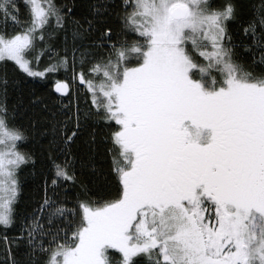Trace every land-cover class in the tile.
I'll return each mask as SVG.
<instances>
[{"label":"snow or ice","instance_id":"6c2138e0","mask_svg":"<svg viewBox=\"0 0 264 264\" xmlns=\"http://www.w3.org/2000/svg\"><path fill=\"white\" fill-rule=\"evenodd\" d=\"M0 254L264 264V0H0Z\"/></svg>","mask_w":264,"mask_h":264},{"label":"trees","instance_id":"16d2710c","mask_svg":"<svg viewBox=\"0 0 264 264\" xmlns=\"http://www.w3.org/2000/svg\"><path fill=\"white\" fill-rule=\"evenodd\" d=\"M41 83L43 84V81ZM44 87H47V85L44 84ZM33 94H40V89H37L35 92H33L29 85L22 81L20 92L18 94L16 92H12L9 97V102L17 103L24 112L36 115L38 117L43 113L38 104L31 103ZM85 135H87V133H85ZM31 172L32 170L29 168L23 175L24 184L19 201V207L21 209H25L32 203L33 198L38 195L36 192V187L38 185H42V176L40 174L39 164H37L36 175L33 176ZM101 176L102 172L98 175L96 172H92L91 169H87L83 171L81 178L85 181H91L92 179L98 180ZM9 235H12V232H9ZM2 258V254H0V259Z\"/></svg>","mask_w":264,"mask_h":264}]
</instances>
